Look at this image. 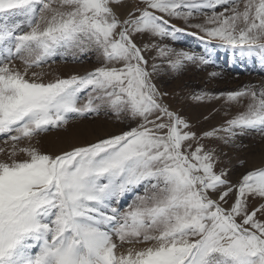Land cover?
Returning <instances> with one entry per match:
<instances>
[{
	"label": "snow or ice",
	"instance_id": "6c2138e0",
	"mask_svg": "<svg viewBox=\"0 0 264 264\" xmlns=\"http://www.w3.org/2000/svg\"><path fill=\"white\" fill-rule=\"evenodd\" d=\"M124 2L0 0V136L11 142L0 148L7 155L0 160V264H264V203L249 209V198L264 201V168L232 184L225 167L217 171L226 153L200 142L229 144L249 130L264 136V87L227 93L228 102L249 98L246 109L226 128L198 136L164 103L167 94L152 82L159 65L149 71L147 45L136 42L175 39L180 29L169 17L242 54L264 55V0H142L146 7L121 18ZM196 14L204 23H190ZM15 16L28 30L9 23ZM74 47L94 48L100 66L48 81L29 73ZM169 51L158 48L161 57ZM175 55L173 70L185 60L207 63ZM102 109L135 127L61 154L35 146L41 134ZM140 187L125 209L113 206Z\"/></svg>",
	"mask_w": 264,
	"mask_h": 264
},
{
	"label": "rangeland",
	"instance_id": "374dc122",
	"mask_svg": "<svg viewBox=\"0 0 264 264\" xmlns=\"http://www.w3.org/2000/svg\"><path fill=\"white\" fill-rule=\"evenodd\" d=\"M200 2V0H198ZM146 5L142 0H125L124 5L117 11L121 18L126 17L129 11L135 8H144ZM203 12L211 14V9H203ZM216 11H222V7H217ZM159 15V13H157ZM139 15V13H137ZM171 25L180 29L176 32V38L137 36L136 42L144 51L145 59L148 60L149 71L153 63L159 65V72L153 75L152 82L157 88L167 95L164 96V103L170 110L185 119L192 127L191 130L201 136L205 132L213 129L226 128L227 122L233 119L239 112H243L249 103V98H242L239 104L228 102L226 94L240 91L246 86H254L258 92L264 87V55L259 50L252 53H241L239 48H231L222 45L218 40H209L204 37V33L198 28L189 26L182 19L169 18ZM205 17L196 14L190 22L204 23ZM0 23H3L0 20ZM9 23H20L23 30L27 29L24 17L15 16L9 19ZM210 26V25H209ZM203 37V38H202ZM158 48L170 50L167 56L161 57ZM187 52L195 57H203L207 63L200 59L184 61V66L180 70L170 68L168 61L176 58V53ZM99 56L94 48L80 51L79 48L59 49L57 55L50 59L48 63L42 65V73L46 81L54 80L57 77L67 78L71 75L83 76L100 66ZM22 70V65L18 64ZM52 63V64H51ZM56 63H64L68 67L54 74L55 69L51 66ZM51 64V65H48ZM50 67V68H49ZM37 68V69H40ZM31 69V70H35ZM65 72V74H63ZM31 73V72H29ZM52 75V76H51ZM63 75V76H62ZM52 77V78H51ZM204 95L203 100H196V95ZM224 94V95H222ZM87 93L81 98V103L86 102ZM135 127L134 122H129L123 116L117 118L111 111L101 110L99 115L89 114L86 117L70 118L69 124L59 130H52L47 134H41L39 143L35 144L42 152L50 154H61V141L66 138L68 146L72 142H80L79 146H86L94 143L100 138H107L111 135H118L123 131ZM239 132V130H236ZM219 137H227L228 133L218 132ZM4 137L0 136V148L6 150L10 148L11 142L4 143ZM76 139V140H75ZM82 142V143H81ZM207 148H215L218 153H226L222 156L223 163L217 166L225 167L228 171V179L232 184H238L242 176L249 171L264 168V136L260 133L249 130L243 135H237L229 144L216 137L200 141ZM63 145V144H62ZM66 145V146H67ZM20 147L28 146V141H21ZM78 147V146H75ZM72 148L66 151H71ZM18 159H23L21 153ZM7 159L6 153H0V160ZM143 194V188L133 189L124 194L119 199L118 205L121 210L125 209L132 202L135 195ZM235 198V194H230L229 203ZM264 201L259 198H249V209L257 208ZM258 218L260 217L258 214ZM115 239V238H114ZM117 243H119L117 241ZM129 245H125V250Z\"/></svg>",
	"mask_w": 264,
	"mask_h": 264
},
{
	"label": "bare ground",
	"instance_id": "6f19581e",
	"mask_svg": "<svg viewBox=\"0 0 264 264\" xmlns=\"http://www.w3.org/2000/svg\"><path fill=\"white\" fill-rule=\"evenodd\" d=\"M18 64H20V63H18ZM52 64V63H51ZM51 64H48V65H51ZM52 67V69H55V71H54V74H56V73H58L59 72V75H60V71H62L63 69H66L68 66L67 65H65L64 63H56L55 65H53V66H51ZM66 67V68H65ZM50 68V67H49ZM43 69H35V70H29V72H32V71H36V72H38V73H42L43 71H42ZM63 71H65V70H63ZM63 74H65V72L63 73ZM52 76V75H51ZM61 76V75H60ZM63 76V75H62ZM44 78H46V77H44ZM52 78V77H51ZM76 140V139H75ZM67 142H69V141H66V138H64V139H62V141H61V146H60V151L62 150V151H66V150H69L70 148H73V147H75V146H79L80 145V142H72L73 143V145L72 146H68L67 144H69V143H67ZM82 143V142H81ZM63 144V145H62ZM67 145V146H66Z\"/></svg>",
	"mask_w": 264,
	"mask_h": 264
}]
</instances>
